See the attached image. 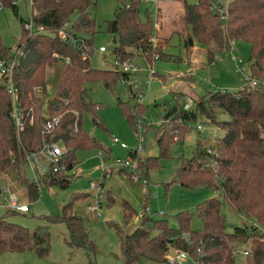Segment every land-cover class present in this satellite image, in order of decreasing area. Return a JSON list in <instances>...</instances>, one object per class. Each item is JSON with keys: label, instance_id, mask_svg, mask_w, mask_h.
<instances>
[{"label": "trees", "instance_id": "obj_1", "mask_svg": "<svg viewBox=\"0 0 264 264\" xmlns=\"http://www.w3.org/2000/svg\"><path fill=\"white\" fill-rule=\"evenodd\" d=\"M179 1L178 17L186 27L182 37L186 49L194 42L200 44L206 61L210 62L214 61L217 52L227 49L230 41L241 39L249 44V72L264 78V0H227L224 19L211 7L212 0ZM94 2L30 0V15L23 18L18 14L16 1L0 0L2 6L9 7L18 18L21 31L15 46L22 50L11 74L16 86L14 104L19 108L21 127L15 126L11 115L12 96L0 75V174L8 176V181L22 184L29 199H35L42 186L57 184L64 187L69 183V170L76 163V149L103 148L82 129L84 114L93 124L104 128L97 119L98 104L88 97L86 82L99 80L104 87L111 88L117 80H127L134 72L114 68L111 64L115 58L122 61L142 54L151 64L154 54L158 59L175 57L163 51L160 44L150 45L149 36L160 15L158 9L156 11L151 4L141 0H115L112 16L104 20V31L111 34L114 44L108 48L104 46L100 51L108 64L92 66L93 37L98 27L88 7ZM26 20L42 26L43 31L26 30L23 28ZM62 27L64 37L58 34ZM158 27L160 30L161 21H158ZM8 50L0 42V57L7 56ZM153 74L164 81L165 77L160 73L153 71ZM49 84L52 93L48 96ZM128 89L135 99L133 104L117 96L115 101L136 132L132 117L142 113L144 104L143 99H136L137 89L130 84ZM219 112H225L229 117L215 118ZM198 113L222 131L217 138L216 155L206 156L198 142L191 157H178L179 164L172 180L186 187L202 185L215 190L232 210L250 223L235 224L225 230L219 196L195 204L194 215L201 223L198 228L189 227L191 214L186 211L174 215L176 226L168 225L165 218L153 219L144 213L139 224L129 232L113 225L123 264H166L164 254L170 247L187 251L196 264H264V87L207 90L194 100L193 106L184 108L176 103H164L160 121L153 132L160 154L145 157L142 166L145 174H142L147 176L149 169L160 166L159 156L164 154L168 143L181 138L187 129L186 123L194 121ZM52 116H57L58 121L49 132H44L42 123ZM45 140L59 141L65 146L62 162L68 172L44 173L37 180H31L25 173L24 156ZM127 152L132 157L137 156L134 150ZM206 158L213 163L205 165ZM119 170L128 174L133 172L126 168ZM168 183L170 181L165 185ZM108 200L111 203L112 198ZM65 207L54 218L65 223L67 243L94 251L81 218L71 211L66 212ZM123 208L126 220L132 211L125 202ZM10 211L16 210L6 208L5 214L0 216V253L24 250L37 256L45 255L48 250L45 232L40 228L28 230L7 221L5 216ZM88 264L94 263L88 260Z\"/></svg>", "mask_w": 264, "mask_h": 264}, {"label": "rangeland", "instance_id": "obj_2", "mask_svg": "<svg viewBox=\"0 0 264 264\" xmlns=\"http://www.w3.org/2000/svg\"><path fill=\"white\" fill-rule=\"evenodd\" d=\"M16 2L18 14L23 18L29 17V0H17ZM115 3V0H95L88 7L98 27L93 37L92 66L99 67L108 64V60L102 59L103 54L98 51L97 47L104 45L108 48L114 44L111 34L104 31V20L112 16ZM158 3L161 7L159 8V21L162 22V27L158 29L159 31L157 30V35H163L159 38L160 45L163 51L175 56L174 59L155 58L149 64L142 54H136L127 60L136 69L127 80H117L111 88L104 87L99 80L85 83L88 97L98 104L97 119L104 128L93 124L84 114L81 122L82 129L89 136H93L103 148L76 149L74 151L76 163L69 172V183L64 187L57 184L42 186L35 199H29L23 185L12 180L14 188L22 194L21 199L26 200L28 210L26 212L10 211L5 219L24 226L28 230L35 228L43 230L46 234L48 250L43 256H37L24 250L4 251L0 253V264H88V260L94 264H123L119 253L117 233L113 225L116 224L122 231L129 232L142 219L144 202L133 194L132 184L139 182L133 181L131 174L136 172L145 174L142 168L145 157L160 154L153 132L155 125L160 121L163 104L176 103L180 108L190 107L193 106L194 100L207 90L234 91L243 86L241 75L234 71V64L229 59V50L233 48L232 52L239 61V65L246 66L249 53L247 42L241 39L230 41L227 49L215 54L214 61L207 62L200 44L194 42L188 49L183 45L182 37L186 27L178 17L181 2L179 0H158ZM20 31L18 18L9 7L2 6L0 8L1 44L6 48H13L18 42ZM153 71L165 77L164 88H160L156 81L159 76L155 74H151L147 85V77ZM130 81L142 94L144 104L142 113L133 114L132 117L136 132L132 130L128 118L122 114L115 101L117 96L133 104L135 99L130 96L128 89ZM47 89L49 96L52 93V86L49 84ZM228 117L225 112L215 115L218 119ZM198 125L200 128L197 129ZM186 126L187 129L181 138L169 142L164 154L159 156L160 166L147 171L148 190L155 196L147 198L146 203L150 211L144 215L153 219L165 218L168 225L176 226L174 215L180 211H186L191 214L189 227L198 228L201 223L194 215L195 204L205 198L219 196V194L202 185L186 187L172 178L179 164V156L191 157L198 142V146L202 149L205 145L216 149L217 138L222 131L214 122L208 121L200 113L194 121L187 122ZM112 137H116L117 142L112 141ZM119 142L124 143L125 147H120ZM138 143H142V149L137 152L133 160V172L128 174V172L119 170V167L114 164L115 159H132L127 151L136 149ZM59 144L63 145L61 142ZM24 168L28 178H31L26 165ZM90 181L100 183L103 191L99 216L87 213L84 209L85 204L91 201ZM168 181L170 183L165 185ZM4 194V192L0 193V216L6 211L3 202ZM109 198H112L111 203H109ZM220 199L219 211L224 219L225 230H230L235 224L250 223L240 213L232 210L221 197ZM123 202L127 203L129 210L132 211L126 220ZM63 207L66 212L71 211L81 218L87 237L93 242L94 251L67 243L68 231L65 223L54 218L61 213ZM158 210L162 213H158ZM185 264L191 263L187 261Z\"/></svg>", "mask_w": 264, "mask_h": 264}, {"label": "built area", "instance_id": "obj_3", "mask_svg": "<svg viewBox=\"0 0 264 264\" xmlns=\"http://www.w3.org/2000/svg\"><path fill=\"white\" fill-rule=\"evenodd\" d=\"M17 1V0H14ZM143 2L151 4L156 11L159 10V3L158 0H141ZM30 2V0H29ZM226 3L227 0H212L211 7L214 9L215 12L218 13L221 19H224L226 15ZM2 7V4L0 3V8ZM160 19V16L157 17V19L154 22V32L149 36V41L151 46H155L157 44H160L159 37L156 35V30L158 27V21ZM66 25V22L64 23V26ZM23 28L30 32H40L43 31V27L40 25H34L30 20H26L23 22ZM64 27L60 28L58 30V34L62 37H64ZM98 51L104 50V45H98L97 47ZM21 49L19 47L14 46L13 48H9L8 55L5 57H0V75L4 77V86L7 90V92L12 96V103H13V110L11 111V115L13 117V121L15 123V126L21 127V120L19 115V108L17 105L14 104L15 98H16V86L11 78L12 70L16 63V57L21 55ZM233 48L229 50V59L234 64V71L238 72L242 77V85L246 87H254V86H262L264 87V78H258L253 76L249 69L244 65H239V61L237 60L236 56L233 54ZM156 55L154 54L152 56V59H154ZM151 59V60H152ZM114 68H117L122 71H130L135 72V67L131 65L127 60H119V59H113L112 64ZM153 74V72H150V74L147 77V85L150 81V76ZM156 81L158 82L160 88H164L165 84L164 81L161 80L160 77L156 78ZM131 87L133 89H137L136 86L132 81L129 82ZM143 98L142 94L140 92H137L136 99L141 100ZM58 117L52 116L44 120L42 123V130L44 132H49L54 125L57 123ZM197 129L200 128L198 125L196 127ZM112 141L117 142L116 137H112ZM120 147H125L124 143L119 142ZM142 149V143H138V146L136 149H133L135 154L137 155V152H139ZM203 151L205 155H216V149L210 145L203 146ZM66 154V148L64 145L59 144V141H53V140H45L41 143V145L35 149L27 151L24 159H25V165L28 169V172L31 174V180H37L41 174L44 173H53L62 171L64 173L68 172V170L65 167V164L62 162L63 158ZM206 155V156H207ZM135 157H132V159L126 158L124 160L121 159H115L114 164L117 165L119 168H126L128 170H133V160ZM205 165H211L213 162L210 160V158L204 159ZM131 178L135 182H139L141 186H143L146 190L148 179L146 176H144L142 173H132ZM9 185V186H8ZM89 189L92 192L91 195V201L88 204H85L84 209L87 213H91L94 216H99V206H100V200L102 195V188L100 183L96 182H89ZM4 192L3 195V202L6 208L20 211V212H26L28 210L27 202L24 199H21V193L16 190L11 183V181H8L4 185L0 186V193ZM147 198H153L155 194L148 189L145 191ZM143 210L142 214H147L150 211L149 205L143 201ZM158 213H162L161 210H158ZM185 237L187 234L184 235ZM245 253V251H242ZM164 261L166 264H185L187 261H190L191 264H196L195 261L189 256L187 251L179 248L170 247L167 249V251L164 254Z\"/></svg>", "mask_w": 264, "mask_h": 264}, {"label": "crops", "instance_id": "obj_4", "mask_svg": "<svg viewBox=\"0 0 264 264\" xmlns=\"http://www.w3.org/2000/svg\"><path fill=\"white\" fill-rule=\"evenodd\" d=\"M160 7V6H159ZM161 8V7H160ZM160 12V11H159ZM71 170H69V172H70ZM0 186H2V185H4L5 183H7L8 182V176H6L5 174H0ZM11 183H13L12 181H11ZM133 183V182H132ZM148 183H149V181H148ZM133 185V187H134V193L133 194H135V197L136 198H138V199H140V200H142V201H145L146 202V200H147V197H146V193H145V191L148 189V184H147V187H146V190H145V188L143 187V186H141V184H139V183H133L132 184ZM125 204H127V203H125Z\"/></svg>", "mask_w": 264, "mask_h": 264}, {"label": "water", "instance_id": "obj_5", "mask_svg": "<svg viewBox=\"0 0 264 264\" xmlns=\"http://www.w3.org/2000/svg\"><path fill=\"white\" fill-rule=\"evenodd\" d=\"M189 42H191V41L189 40Z\"/></svg>", "mask_w": 264, "mask_h": 264}]
</instances>
